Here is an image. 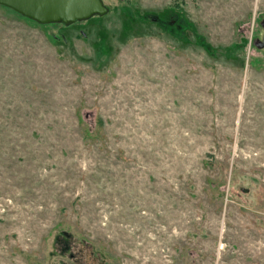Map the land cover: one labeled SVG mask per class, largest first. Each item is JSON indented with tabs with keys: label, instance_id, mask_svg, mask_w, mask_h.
<instances>
[{
	"label": "rangeland",
	"instance_id": "rangeland-1",
	"mask_svg": "<svg viewBox=\"0 0 264 264\" xmlns=\"http://www.w3.org/2000/svg\"><path fill=\"white\" fill-rule=\"evenodd\" d=\"M0 5V264H264V0Z\"/></svg>",
	"mask_w": 264,
	"mask_h": 264
},
{
	"label": "water",
	"instance_id": "water-1",
	"mask_svg": "<svg viewBox=\"0 0 264 264\" xmlns=\"http://www.w3.org/2000/svg\"><path fill=\"white\" fill-rule=\"evenodd\" d=\"M0 5L42 25L70 26L108 12L102 0H0ZM261 46L264 47V22Z\"/></svg>",
	"mask_w": 264,
	"mask_h": 264
}]
</instances>
